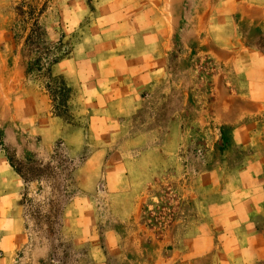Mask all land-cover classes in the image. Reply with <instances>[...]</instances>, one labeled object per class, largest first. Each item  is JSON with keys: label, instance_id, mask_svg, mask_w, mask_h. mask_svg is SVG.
Here are the masks:
<instances>
[{"label": "rangeland", "instance_id": "rangeland-1", "mask_svg": "<svg viewBox=\"0 0 264 264\" xmlns=\"http://www.w3.org/2000/svg\"><path fill=\"white\" fill-rule=\"evenodd\" d=\"M204 2L0 0V264H223L236 258L235 235L200 219L194 190L217 195L209 180L218 177H200L220 161L241 168L248 162L247 150H229L227 136L216 129L208 134L198 123L201 118L212 128L215 80L226 77L218 62L186 48L180 37ZM170 30L165 75L153 90L137 94L131 117H122L112 87L135 75L114 72L145 57L137 53L144 42L137 38L155 31L163 39ZM127 38L133 44L122 41ZM256 43L264 47V36ZM55 60L64 63L63 75H54L52 65V78L71 90L64 118L52 115L44 88L45 69ZM172 119L180 125L176 140L168 138ZM57 143L79 168L64 183L60 226L50 233L44 222L56 205L52 187L24 183L8 159L18 168L55 166ZM250 153L249 170L239 174L264 182V147ZM249 189L237 193L248 198ZM255 190V207L263 210L264 187ZM256 245L264 247V239Z\"/></svg>", "mask_w": 264, "mask_h": 264}, {"label": "crops", "instance_id": "crops-1", "mask_svg": "<svg viewBox=\"0 0 264 264\" xmlns=\"http://www.w3.org/2000/svg\"><path fill=\"white\" fill-rule=\"evenodd\" d=\"M125 6L128 5L122 7ZM198 11L190 24L185 20L186 29L180 36L183 44L186 48L191 46L214 59L223 68L224 75L226 74L225 78L218 77L215 80L216 93L210 104L212 128L205 126V120L201 118L198 123L208 134L216 129L220 135L227 136L229 150H247L248 157L244 168L220 161L200 177L203 179L207 174L218 177L213 182L209 180V183L212 187L217 186L219 193L203 196L194 188L198 216L202 220L213 222L215 227L212 229L235 235L233 250L238 251V254L234 260L231 259L232 262L226 260L223 264H264V255H261L264 247L256 245L258 239H264V209L257 210L255 207V187H264V182H258L247 174L243 178L239 174L249 170L250 151L260 145L264 147V47L256 43L258 36H264V1L252 3L250 0H206ZM234 13L237 14V19L232 17ZM130 21L128 19L122 24L128 25ZM129 40L127 38L122 41L133 44L134 40ZM142 41L144 42L137 48V53L145 57L138 56L135 62L127 57L128 61L121 64L120 72H114L116 75H135L131 80L128 77L121 79L118 87H112L113 100L125 118L134 114L137 94L153 90L165 75L166 58L173 43L172 30L163 39L154 31L136 40L140 43ZM121 58L124 60V55ZM77 59L74 56L72 63L77 62ZM63 67L64 63L60 61L53 65L51 71L54 75L62 76ZM94 88L97 89V86ZM168 124V138L176 140L177 132H180L178 120L172 119ZM257 124H261L262 132L257 131ZM170 151L176 152V147ZM220 174L224 175L223 179ZM231 186L236 192L228 194L223 190ZM247 187L251 188L248 190V198L240 197L237 191ZM158 263L189 264L187 260L177 259L160 260Z\"/></svg>", "mask_w": 264, "mask_h": 264}, {"label": "trees", "instance_id": "trees-1", "mask_svg": "<svg viewBox=\"0 0 264 264\" xmlns=\"http://www.w3.org/2000/svg\"><path fill=\"white\" fill-rule=\"evenodd\" d=\"M56 63V60L50 62L45 69L44 77L47 80V83L44 85V88L51 102L52 115L64 118L69 111L68 101L71 97V90L65 85L62 79L52 78L50 67ZM60 144L61 143H57L53 150L55 166L48 164L40 168L37 167L34 162H29L31 164L21 165L18 168L10 159H8L10 167L24 183L43 181L52 187V196L54 201H56V205L51 207L50 213L45 217L44 222L50 233L54 232V227L60 226L59 218L61 208L57 201L64 198V183L66 181H71L72 174L79 168V164L70 159L67 154L62 152L59 153L57 151V147ZM61 177L63 180L60 181ZM58 181L60 182L58 183ZM54 201H51V203Z\"/></svg>", "mask_w": 264, "mask_h": 264}]
</instances>
